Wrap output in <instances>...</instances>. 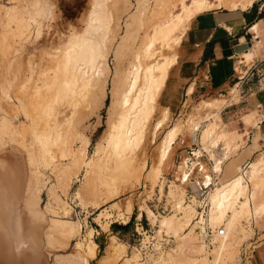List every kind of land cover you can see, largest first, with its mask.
I'll return each mask as SVG.
<instances>
[{"label":"bare ground","instance_id":"bare-ground-1","mask_svg":"<svg viewBox=\"0 0 264 264\" xmlns=\"http://www.w3.org/2000/svg\"><path fill=\"white\" fill-rule=\"evenodd\" d=\"M94 1L93 8L87 17L86 28L80 34L72 35L56 55L57 66L54 76L46 83L48 89L55 90L54 96L52 101L44 107V114L52 116L53 104L69 102L70 110L67 118L72 124L78 126L87 116L106 107L105 101L108 94L110 102L107 106L106 129L103 136L94 146L93 153L88 156L90 140L78 131L74 133L77 129L73 134L79 140L80 146L75 154L68 149L67 139H63L59 134L58 128L61 126L59 122H55V127L50 133L51 138L45 137L44 142L36 134L34 135L41 141L37 139L41 143L38 150L40 157L48 154L50 145L61 144V156L70 159V163L61 168V178L70 180L72 167L83 168L84 193L93 197L105 193L107 198L114 199L121 192L117 186L118 182L124 183L131 179L138 181L142 172L145 173L148 166L146 162L140 164L141 155L145 153L150 142H155L157 133L168 122L170 113L166 108L161 110L160 117H156L157 101L168 71L176 61L175 50L187 21L199 12L221 6L224 0ZM40 4L38 6L42 5ZM39 8L37 13H41L42 7ZM3 11L14 18L9 14L11 9L4 8ZM19 23L16 32L23 34L26 27L22 20ZM110 53L114 61L113 73L108 65ZM7 92L9 91L4 90L2 95L3 98L9 99ZM229 94L233 97L235 91L230 90ZM224 101L223 97L217 101L203 99L193 107L187 118L176 121L166 130L157 146L153 166L148 171L154 180L166 165L177 137L184 130L191 132L192 143L198 145L214 161L207 173L214 172L220 175L223 164L236 152V148L224 142L214 123L220 105L225 104ZM18 104L21 110L25 109L23 101H19ZM1 107L0 145H3L8 142L7 140L18 136L20 130L15 128L12 120L2 113ZM24 113L26 115V112ZM202 124H204L203 127ZM73 128L71 126V129ZM25 151L29 157V149ZM29 160H33L32 156ZM263 172L264 156L262 154L260 159L249 163L230 180L219 181V184L210 191L207 197L208 223L213 230L218 226L224 229V237L218 240L221 243L217 247L214 264L222 263V260L228 256L231 248L226 241L241 226L242 219L249 221L253 216L264 213V203L254 209L255 198L249 193L251 183L257 181V186L264 183ZM36 174L37 172L32 173V175ZM29 185L28 183L25 207L29 212L34 211L36 216H41L37 210L40 201L39 190L38 188L31 190ZM172 188V186L169 187L170 191L168 190L167 195L174 198ZM49 191L50 199L61 207L53 189L50 188ZM180 194L179 215L172 214L169 218L162 216L158 220L151 210H147V218L152 224L157 225L158 233H173L177 236L187 229L191 230L187 234L194 233V208L192 206L180 208L183 192ZM126 212L129 214L132 212L130 204L126 206ZM51 213L55 215L52 210ZM99 215L107 219L111 216L102 213ZM138 217L140 218V213ZM51 219L52 230L60 237L70 240L80 232L79 224L72 220L60 219L56 216ZM118 219H121V224L126 225L129 217L123 218L119 215ZM224 224L226 231L221 226ZM21 245L20 242L16 244V252ZM116 245L110 246L108 251L114 259L119 260L125 255L126 246L121 242ZM201 246L206 250L205 246ZM75 250L76 254L69 255V264H89L88 259L94 260L97 257L98 245L89 241L84 248L82 242L77 241ZM56 261L60 263L61 257L56 256ZM132 261L138 264L136 256L127 258L124 262L131 264ZM168 262L173 264L204 262L205 264L206 257L200 262L184 260L181 257V246H179L178 252L171 251L166 258L160 256L154 264ZM101 263H103L102 260L99 261V264Z\"/></svg>","mask_w":264,"mask_h":264},{"label":"rangeland","instance_id":"rangeland-1","mask_svg":"<svg viewBox=\"0 0 264 264\" xmlns=\"http://www.w3.org/2000/svg\"><path fill=\"white\" fill-rule=\"evenodd\" d=\"M94 2V0H0V106L5 109V111L2 109V113L12 120L15 128L20 130H18V136L0 145V264H69V255L77 253L75 250L77 241L82 242L85 248L89 241L98 243L102 234L108 235V239L104 240L106 243L101 247L100 253L97 251L96 259H88L89 264H99L101 260L103 261L101 264H125V259L133 256H136L138 264H154L158 257L166 258L171 251L178 252L179 246H181V257L184 260L200 262L206 257L205 264H214L215 253L221 241L206 251L198 242L195 232L187 234L191 231L187 229L177 236L173 233H158L157 225L152 224L146 215L147 210H151L159 220L162 216L169 218L174 214L162 213L159 207H163V204L167 207L172 204L171 201L177 202L182 190L172 186L174 198H171L167 195L169 189L162 190L158 184L162 178L168 177L177 161L186 157L185 148L192 144L191 132L184 130L177 137L170 158L155 180L148 171L153 166L157 146L166 130L176 121L187 118L193 107L206 98L191 103L189 107L185 105L181 113L169 112L168 122L157 133L155 142H150L145 153L141 155L140 164L146 162L148 166L145 173L142 172L138 181L131 179L124 183L118 182L117 186L121 192L114 199L107 198L105 193L95 197L84 193L83 168L72 167L70 180L61 178V168L68 165L70 159L61 156L60 143L50 145V151L44 157L42 156L43 158L39 155L41 143L38 142V137L42 142L48 137L51 138L50 133L55 127V122L61 124L58 132L63 139H67L69 148L67 146L66 148L70 149L72 154H75L80 146L79 140L73 134L76 129L74 133L78 131L90 140L88 156L93 153L94 146L101 140L106 129L107 106L110 102L108 94L105 101L106 107L87 116L78 126L72 124L67 118L70 110L69 102L53 104L52 116L44 114V107L52 101L54 96L55 90L48 89L46 83L54 76L57 66L56 55L72 35L80 34L86 28L87 17ZM39 4L41 6H38ZM34 6L38 9H34ZM3 7L11 9L9 14L14 18L6 15ZM39 7H42L41 13H37L40 10ZM20 20L27 28L23 34L16 32ZM113 62L112 53H110L108 65L111 73L114 69ZM4 90L9 91L7 92L9 99L3 98ZM223 99H225L223 103L227 104L232 96L229 94ZM19 101L24 102V110L19 108ZM225 104H221L219 108L221 109ZM162 109H164L163 106L158 102L157 118L160 117ZM71 126L76 128L71 129ZM216 127L224 140L225 135L221 128L217 125ZM26 149L30 151L29 157ZM31 156L33 162L29 160ZM41 158L44 162L43 160L40 162ZM235 160L236 157L233 156L225 163L224 171L220 175L221 180L231 177L236 173V168L241 167ZM33 172L37 174L32 175ZM28 183L31 190L36 188L39 190L40 201L37 210L41 216H36L34 211L29 212L25 207ZM256 183L258 182L249 185V193L255 198L254 209H257L264 201V183L259 186ZM67 184H69L68 187H66ZM50 188L60 201L61 207L50 199ZM158 195H160L161 205L155 206L152 200ZM128 204L132 206L130 214L126 212ZM51 210L55 215L51 213ZM100 213L111 216L107 219L100 216ZM139 213L143 214L142 217L139 220H133ZM119 215L123 218L132 215L127 230H123L124 224H121V219H118ZM53 216L78 223L79 234L70 240L58 236L51 227ZM137 223L142 225L143 230L140 225H135ZM221 226L226 231L225 224ZM217 228L214 227V229ZM116 229L121 230L118 236L115 235ZM95 233L98 234V239H94ZM112 236L117 239H113ZM230 237L226 243H229L231 250L226 259L222 258L220 263L250 264L248 260L250 251L264 241V213L253 216L249 221L242 219L241 226ZM19 242L22 245L16 252V244ZM116 242L126 246L125 255L119 260L114 259L108 251L110 246H117ZM56 256L61 257L60 263H57ZM133 263L136 264L132 261L131 264Z\"/></svg>","mask_w":264,"mask_h":264},{"label":"crops","instance_id":"crops-1","mask_svg":"<svg viewBox=\"0 0 264 264\" xmlns=\"http://www.w3.org/2000/svg\"><path fill=\"white\" fill-rule=\"evenodd\" d=\"M230 90L235 95L221 107L214 122L224 133L225 143L236 148L229 160L235 156L241 167L220 182L260 159L264 151V0H224L219 7L193 15L181 34L176 61L158 102L177 114L201 98L228 97ZM133 219L139 220L138 215ZM120 232L116 229L115 235ZM95 234L94 239H98ZM105 239L108 235L102 234L95 242L98 253ZM248 260L250 264H264V241L250 251Z\"/></svg>","mask_w":264,"mask_h":264},{"label":"built area","instance_id":"built-area-1","mask_svg":"<svg viewBox=\"0 0 264 264\" xmlns=\"http://www.w3.org/2000/svg\"><path fill=\"white\" fill-rule=\"evenodd\" d=\"M185 149L186 157L177 161L172 172L166 179L162 178L158 186L162 190L169 189L170 186L179 187L182 190L183 198L180 204L182 207L180 208L186 206H192L194 208V232L196 233L198 242L205 246L206 251H209L213 247V244H217L219 242L218 240L224 237V229L220 227L213 230L207 219V197L210 191L219 184L220 175L214 172L207 173L212 168L214 161L198 145L192 143L190 147H186ZM262 154L264 155V151H262ZM159 196L152 200L155 206L161 205ZM171 202V205L164 207L165 205L163 204V207L160 206L159 209L162 213L168 212L179 215L181 210L179 211L178 209V201ZM135 225H140L141 230H143L140 223Z\"/></svg>","mask_w":264,"mask_h":264},{"label":"trees","instance_id":"trees-1","mask_svg":"<svg viewBox=\"0 0 264 264\" xmlns=\"http://www.w3.org/2000/svg\"><path fill=\"white\" fill-rule=\"evenodd\" d=\"M133 220H134V219H133ZM131 222H132V221H131ZM129 224H130V222L127 223L126 225H124L123 228H125V229H123V230H127V229L129 228Z\"/></svg>","mask_w":264,"mask_h":264}]
</instances>
